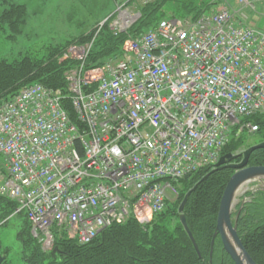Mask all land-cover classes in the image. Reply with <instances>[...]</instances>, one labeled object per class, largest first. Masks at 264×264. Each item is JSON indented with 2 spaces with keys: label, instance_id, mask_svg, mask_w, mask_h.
<instances>
[{
  "label": "built area",
  "instance_id": "obj_1",
  "mask_svg": "<svg viewBox=\"0 0 264 264\" xmlns=\"http://www.w3.org/2000/svg\"><path fill=\"white\" fill-rule=\"evenodd\" d=\"M194 20L129 36L113 61L85 67L91 42L72 43L71 112L61 90L35 83L0 105V194L17 202L44 246L53 227L91 242L132 216L166 206L171 182L215 163L230 137L264 113V31L237 0ZM238 14V15H237ZM118 8L114 33L134 19Z\"/></svg>",
  "mask_w": 264,
  "mask_h": 264
},
{
  "label": "trees",
  "instance_id": "obj_2",
  "mask_svg": "<svg viewBox=\"0 0 264 264\" xmlns=\"http://www.w3.org/2000/svg\"><path fill=\"white\" fill-rule=\"evenodd\" d=\"M160 4V0H151L141 5L139 8L141 16L131 26L129 33H137L141 29L154 26L157 23L156 15ZM198 12L199 10L190 15L195 16ZM4 20H7V18L0 16V21ZM92 35L93 33L80 39L85 41L90 39ZM126 37V33L114 34L109 27L108 20L105 21L94 37L92 48L86 59V66L100 65L109 57L118 55ZM73 39L68 40L62 47L64 48ZM73 65L74 61L63 60L58 62L55 58L45 61L23 57L15 62H8L2 58L0 59V101L9 99L21 87L32 82L59 88L66 93L67 85L64 70ZM63 102L68 108V99ZM253 121L259 124L257 134L260 136V140L264 139V115L254 116ZM242 139H244L242 135L232 138L223 148V153L231 151L228 149L229 145ZM248 164L264 166V149L254 150L249 156ZM212 168V166L204 167L201 171L193 173L189 178L181 179L182 185L189 184L191 180L194 181L192 178L196 174L197 182L194 181L189 184L188 190L193 186L195 188L188 196L184 207V215L202 258H199L186 231L178 220L173 227L158 222V219L168 209L157 215V218L155 217L156 222H150L151 225L149 226L142 227L134 219H129L125 223L113 224L103 229L93 241L87 244H78L67 238L64 232H61L55 236L54 247H57L59 253L55 256L63 259L62 264H210L208 252L215 229L220 198L228 179L233 173L231 168V170L222 168V170H214L204 179L199 180ZM200 172L201 176L198 177L197 173ZM178 197H181V201L183 196ZM257 198L256 196L242 210L245 214L237 218L236 227L241 243L250 257L256 264H264V212L261 208L255 207ZM178 201L179 199L176 200V202ZM15 207L16 203L14 201L0 197V222L11 215ZM6 223L7 221L2 225ZM21 224L25 228L28 238L39 246V248L35 247V252L32 254L34 260L51 257V252H44L38 241L32 236L30 226L23 215H21ZM31 240H25L27 246L31 244ZM215 244L221 248V251L223 250L218 237L214 241V246ZM98 250H100V255H96ZM216 257L213 258L212 264H233L226 253L223 254L222 261L221 255Z\"/></svg>",
  "mask_w": 264,
  "mask_h": 264
},
{
  "label": "rangeland",
  "instance_id": "obj_3",
  "mask_svg": "<svg viewBox=\"0 0 264 264\" xmlns=\"http://www.w3.org/2000/svg\"><path fill=\"white\" fill-rule=\"evenodd\" d=\"M127 1L128 0H0V16L7 18V20L0 21V59L4 58L8 62L19 61L23 57L45 61L54 58L57 59L59 56H56L59 55L63 49L62 46L68 40L92 30L94 25L103 16L110 14L116 9V3L122 4ZM160 1L161 4L159 9H157L156 15L157 23L165 22L176 17L189 16L206 6L208 11L218 5L222 0ZM141 2V0H136L135 3L128 5L127 12L130 15L135 14ZM10 4L13 5L11 6ZM60 47L62 48L59 50ZM69 68L64 70V77L69 74ZM243 136L244 139L241 141L230 144L228 149L231 151L225 153V155L232 159L230 160L226 157L222 165H219V167L213 166L212 170L205 173L203 176H201V172L197 173L198 177L201 176L199 180L204 179L214 170L218 171L220 169L222 170V168L231 170V164L240 162V154H242L246 148L257 143L260 139L259 135L247 134ZM232 172L234 173L233 169ZM192 179L197 182L196 174ZM194 181L191 180L189 184H192ZM262 181H264L263 177H254L244 186H246V189H249L248 193H253L255 197H258L255 207L261 208L264 212V184ZM189 184L180 185L179 196L182 195L184 197L189 189ZM244 186L240 187L239 190L245 188ZM259 188H263V190H258ZM261 191L263 192L261 193ZM167 193L171 198L174 197V193L171 190H167ZM243 194L237 192L235 195L232 208L233 219L242 216L238 215L240 212L238 213L237 203L242 199ZM180 198L181 197H178L179 201L169 207L166 213L158 219V222H162V224L166 223L169 227L176 225L178 220L177 209L182 201H180ZM155 217L153 218L154 221H152V219L150 222L155 223V219L157 218ZM140 225L146 227L151 225V223ZM25 240L31 239L28 238L25 228L22 227L21 218L19 216H12L6 225L0 226V255L5 257L3 264H62L63 259H61V257L59 259V257L55 255L34 260L32 254L35 252V247L39 248V246L32 240L31 244L33 246L31 244L27 246ZM100 254V250H98L96 255Z\"/></svg>",
  "mask_w": 264,
  "mask_h": 264
},
{
  "label": "water",
  "instance_id": "obj_4",
  "mask_svg": "<svg viewBox=\"0 0 264 264\" xmlns=\"http://www.w3.org/2000/svg\"><path fill=\"white\" fill-rule=\"evenodd\" d=\"M264 149V140L258 144L252 145L245 149L242 152V158L240 162L236 164H231L230 168L234 169L235 172L231 175L229 180L227 181L225 188L223 190V193L220 198L219 206H218V213L216 218V226L215 230L212 234L211 239V246H213L214 239L218 235L222 244L223 249L225 252L229 255L231 260L234 262V264H256L249 254L244 249L243 245L241 244V241L236 233L235 227L232 224L230 211H231V204L232 199L234 197V194L237 190V188L243 184L244 182H247L248 180L262 176L264 177V166H249L248 165V159L250 154L256 150V149ZM228 157V159H232L229 156L225 155L222 156L217 165H222L225 162V158ZM188 176H185L187 178ZM191 191V190H190ZM188 191L182 202L180 203V206L178 208L179 211V220L184 227L187 235L189 236L196 252L199 254L198 247L195 243V239L190 232V230L187 227L185 216L183 214V209L186 203V200L188 198V195L190 193ZM4 260L3 256H0V264Z\"/></svg>",
  "mask_w": 264,
  "mask_h": 264
},
{
  "label": "bare ground",
  "instance_id": "obj_5",
  "mask_svg": "<svg viewBox=\"0 0 264 264\" xmlns=\"http://www.w3.org/2000/svg\"><path fill=\"white\" fill-rule=\"evenodd\" d=\"M259 166V165H258ZM260 166H263V165H260ZM172 183L177 187V189H179L180 188V185H181V180L180 179H176V180H173L172 181ZM245 188H242V190H239L238 191V193L240 192V194H243L244 192H245V190H246V186H244ZM195 188V186H193L190 190L192 191L193 189ZM167 190H171L173 193H174V197L173 198H171L169 195H168V193H167ZM190 190H188V191H190ZM191 191H190V193H191ZM242 192V193H241ZM189 193V194H190ZM178 194H177V192L175 191V190H173V189H166L165 190V200H166V205H169V206H171L174 202H176V200L178 199ZM182 202V201H181ZM180 202V203H181ZM179 206H180V204H179ZM179 206H178V208H179ZM217 213H218V211H217ZM183 214H184V209H183ZM185 216V215H184ZM177 219H178V221L180 222V220H179V211H178V209H177ZM185 221H186V219H185ZM180 224H181V222H180ZM187 224V223H186ZM182 225V224H181ZM215 226H216V224H215ZM183 227V226H182ZM188 227V226H187ZM183 229H184V227H183ZM189 229V228H188ZM185 230V229H184ZM215 230V229H214ZM191 232V231H190ZM190 239V238H189ZM212 239V238H211ZM191 241V240H190ZM192 243V242H191ZM195 243H196V241H195ZM193 245V244H192ZM196 245H197V243H196ZM198 247V246H197ZM216 250H218L219 252H217ZM198 254V253H197ZM223 254H225L224 253V251L222 250L221 251V248L219 247V246H217L216 244H215V246H214V243H213V246H211V240H210V249H209V252H208V260H209V263L210 264H212V262H213V258H217L216 256L218 255H221V261H222V259H223ZM198 256H199V258H202V255H200V254H198ZM231 259V258H230ZM232 261V260H231Z\"/></svg>",
  "mask_w": 264,
  "mask_h": 264
},
{
  "label": "flooded vegetation",
  "instance_id": "obj_6",
  "mask_svg": "<svg viewBox=\"0 0 264 264\" xmlns=\"http://www.w3.org/2000/svg\"><path fill=\"white\" fill-rule=\"evenodd\" d=\"M234 264V263H233Z\"/></svg>",
  "mask_w": 264,
  "mask_h": 264
}]
</instances>
